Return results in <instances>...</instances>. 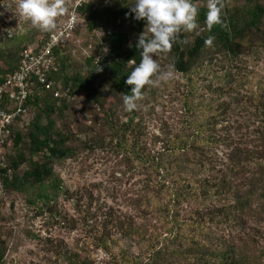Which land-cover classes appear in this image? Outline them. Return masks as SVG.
Masks as SVG:
<instances>
[{
    "label": "trees",
    "instance_id": "1",
    "mask_svg": "<svg viewBox=\"0 0 264 264\" xmlns=\"http://www.w3.org/2000/svg\"><path fill=\"white\" fill-rule=\"evenodd\" d=\"M199 1L202 0H192L195 5ZM244 1V6L236 11L222 7L221 23L211 30L205 23L207 4L196 5L197 29L191 32L181 30L177 34L171 51L166 54L172 59L173 69L192 80L195 73L208 70L219 62L227 63L228 66L222 65L227 67L221 76L225 85L214 87L209 84V98L199 95L198 103L187 97L186 126L176 132H166L164 138L153 137L155 147L161 143L158 152L150 147L140 132L138 108L127 111L123 120L114 106L107 107L109 97L124 106L123 96L131 94V86L125 80L141 58L135 44L144 27L146 32V26L144 21L135 20L134 14L126 16L134 0H124L122 5L84 0L76 6L90 31H94L97 24L106 23L104 42L107 51L99 62H95V54L84 56L82 68L68 72L71 58L70 52L67 53L71 46L68 42L56 49L50 76L56 88L62 91L69 88L71 95L84 91L94 104L102 108L105 117L102 127L110 129L114 147L128 162L145 169L146 185L150 186L147 196H143L145 207L142 214L146 218L142 217L141 221L128 210L123 212L99 200L89 202L86 211H92L91 207L94 210L85 219L91 222L84 230L97 247L113 255L116 264H262L255 252L258 243L254 238L250 237L249 241L241 238L243 243H238L206 236V231L214 227L241 225L247 215L264 219V79L253 85L243 72L246 68L242 64L244 57L253 50L264 51V0ZM253 37L260 42H253ZM15 39L32 42L26 35L16 32L7 39L0 38V42ZM209 39L211 43H207ZM25 47L18 53L4 51L0 46V84L16 70ZM99 78H104L108 85L107 97L96 85ZM149 86L142 90L143 95ZM189 93L194 92L190 90ZM66 98H55L52 91L40 86L35 89L30 100L34 117L26 131L15 132L14 145L3 170L6 175L11 170V176L5 178L8 194H24L38 188V197L47 206L60 192L75 195L63 187L55 171L58 163L75 153V148L69 144L70 132L57 125V118H63L67 110L69 98ZM233 103L248 105L259 118L250 141H237L222 133ZM190 151L193 156L196 154V158L187 160L186 164L178 160V153L187 156ZM211 170L217 171L212 178L198 174ZM154 185H160L164 193L161 194ZM213 198L224 203L199 207L184 214L177 210V206L186 201L205 202ZM29 202L35 203L34 200ZM124 243L137 247L139 251L130 255L122 247ZM6 248L0 236V264H3ZM114 248L118 249L116 253ZM65 255L68 264H89L88 256L82 258L79 252L66 251Z\"/></svg>",
    "mask_w": 264,
    "mask_h": 264
},
{
    "label": "rangeland",
    "instance_id": "2",
    "mask_svg": "<svg viewBox=\"0 0 264 264\" xmlns=\"http://www.w3.org/2000/svg\"><path fill=\"white\" fill-rule=\"evenodd\" d=\"M80 1L84 0H64L65 12L57 18V26L68 18L71 12H78L76 6ZM100 2L122 5L124 0H100ZM5 3L10 8L0 5V12L3 13L0 15V38L7 39L16 32L19 35H26L27 38L32 39V42H20L19 39L0 42L2 50L19 53L23 46L31 45L35 41L39 42L50 33L33 27L30 22L20 17L16 0H5ZM221 3L230 11H236L244 6L245 1L221 0ZM201 4H208V0L196 3V5ZM106 30V23L101 22L97 24L94 31H90L85 17L79 15L74 36L69 41L71 46L67 53L70 52L71 58L68 62L70 64L68 72L82 68L84 56L89 57L95 54L97 56L95 62L103 60V55L107 51V45L104 42ZM4 31L6 34L3 33ZM253 38V42H260L256 39L257 37ZM188 42L191 41L188 40ZM188 45L189 43H186V46ZM155 59L161 66L160 73L155 79L159 82L150 85L143 98L137 101L139 111L137 120L145 140L149 141L150 147L158 152L161 149V143L159 142L155 147L152 143L153 137L164 138L166 132H176L186 126L187 97L193 103L200 101L199 95L208 99L209 84L214 87L219 84L225 85L221 76L225 74L227 67L223 68L222 65L228 66V64L219 62L208 70L193 74L194 77L190 80L188 76L173 69L172 59L166 54ZM242 64L246 68L243 72L250 77L253 85H256L259 79H264V51L253 50L244 57ZM169 71L172 72V77L167 80L162 79L163 75ZM193 83L195 88H192ZM96 85L102 95L107 97L108 85L104 78L97 79ZM202 86L205 87L202 88ZM190 90L194 93L190 94ZM67 98H69L67 110L63 118H57V125L70 132L72 139L69 144L75 148V153L58 163L55 171L63 187L75 195L60 192L48 206L38 197L40 192L38 188L30 189L24 194L10 192L6 200L0 198V236L7 246L3 264H68L64 259L66 251L79 252L82 258L88 256L89 264H116L113 255L97 247L96 242L84 230L86 224L91 222L88 223V219L87 222L85 219L89 218L94 210L91 207L92 211H86L89 202L99 200L123 212L128 210L137 215L139 221L142 217L146 218L142 214L145 207L143 196H147L150 186L146 185L148 178L145 169L136 166L134 162H128L114 147L110 129L102 127L105 118L102 108L94 104L86 92L76 91ZM108 106L111 108L114 106L113 109H116L118 115L123 120L126 119L125 107L119 105L112 97L108 98ZM258 125L259 118L253 109H249L248 105L233 103L228 115V124L222 133L237 141H250L249 138ZM218 152L225 158L221 150ZM178 155V160L185 161V164L187 160L196 158V154L193 156V151H190L187 156L179 153ZM198 174L212 178L214 174L217 175V171L211 170L209 173ZM154 186L156 190H160L161 194L164 193L160 185ZM30 200H34L35 203H30ZM221 203L224 201L219 202L215 198L205 202L192 199L179 204L177 210L184 214L186 211H195L199 207L206 208ZM206 232V236L211 239L223 238L238 243H243L241 241L244 240L241 238L248 241L254 238L258 243L255 252L260 262L264 264L263 218L247 215L241 225H221ZM216 245L217 243L214 242V246ZM122 247L126 248L130 255L139 251L137 247L127 243H124ZM117 250L114 248V253Z\"/></svg>",
    "mask_w": 264,
    "mask_h": 264
},
{
    "label": "clouds",
    "instance_id": "3",
    "mask_svg": "<svg viewBox=\"0 0 264 264\" xmlns=\"http://www.w3.org/2000/svg\"><path fill=\"white\" fill-rule=\"evenodd\" d=\"M0 5L10 8L5 0H0ZM222 7L221 0H208L205 23L209 30L221 23ZM16 8L20 17L44 32L55 30L57 18L65 12L64 0H16ZM129 14H134L137 21H144L146 26V32L144 27L135 44L140 61L125 80L131 86V94L123 96V103L125 110L131 112L137 108L136 102L143 98L142 90L159 82L153 79L161 68L155 57L171 51L181 30L191 32L197 29L198 7L192 0H134L126 16ZM172 75L169 71L162 79H170Z\"/></svg>",
    "mask_w": 264,
    "mask_h": 264
},
{
    "label": "built area",
    "instance_id": "4",
    "mask_svg": "<svg viewBox=\"0 0 264 264\" xmlns=\"http://www.w3.org/2000/svg\"><path fill=\"white\" fill-rule=\"evenodd\" d=\"M79 15L71 12L45 38L26 46L16 70L0 84V198L3 200L9 196L5 178L11 176V170L8 175L3 170L14 145L15 132L27 130L34 117L30 100L35 89L40 86L52 91L55 98L70 96L69 88L63 91L56 88L50 74L56 60L55 51L73 38Z\"/></svg>",
    "mask_w": 264,
    "mask_h": 264
}]
</instances>
